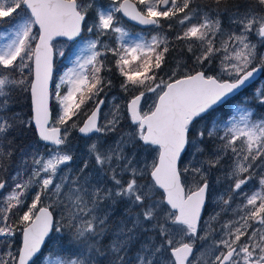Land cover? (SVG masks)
Wrapping results in <instances>:
<instances>
[{"label": "snow or ice", "instance_id": "snow-or-ice-1", "mask_svg": "<svg viewBox=\"0 0 264 264\" xmlns=\"http://www.w3.org/2000/svg\"><path fill=\"white\" fill-rule=\"evenodd\" d=\"M243 3L241 11L236 0H111L107 6L97 0H0V18L17 13L10 24L11 34L0 32L8 36L0 44V161L14 155L8 133L30 123L20 120L18 114H9L17 89L30 88L38 136L56 146L46 147L44 152L36 146L19 149V162L11 176L14 186L0 198V237L5 241L16 231L9 223L13 209L25 207L30 192L35 195L16 221L23 226L21 246L13 252L7 241L8 250L0 252V264H37L42 259V245L53 229V212L49 210L53 206L61 208V220L67 222L70 232L67 242L79 251L75 257L50 252L43 257L47 264H95L94 255L106 256L108 264H264V117L253 119L254 113L244 104L237 106L238 119L236 114L228 121L213 115L221 109L227 114L256 74L264 73V54L258 52L252 39L258 37L259 45L264 46V0ZM118 13L141 25L155 26H160L162 18L179 16L177 22L184 27L175 39L187 43L192 67L178 63L167 79L159 76L169 51L167 37L157 34L150 40H126L129 33ZM90 14L92 22L88 24ZM225 14L229 18L227 31L221 19ZM36 26L38 33L34 35ZM85 26L89 33L95 32L96 39L87 44L91 54L82 63L77 58L75 66L55 84L59 105L55 125L68 124L83 105L103 91L105 81L100 73L105 65L101 56L106 52L114 54L124 77L120 88L125 92L141 90L125 105L134 131L112 144L99 139L92 142L88 152L94 165L85 160L70 176L61 174L60 168L73 159L61 147L66 146L69 133L65 130L62 135L61 127L50 126L52 41L54 37L80 36ZM109 33L115 34L118 46L101 40ZM217 37H221L219 47ZM98 45L102 51L97 50ZM221 53L219 71L209 74L215 70L208 66ZM30 61H34L35 79L29 85L24 70ZM182 67L183 74L178 76ZM107 83L111 85L110 80ZM63 87L67 91L61 94ZM147 93L154 94L155 100L142 110L141 101ZM253 98L264 105V88H256ZM103 103L97 101L78 128L80 133L117 130L121 106L115 104L112 118L101 126L98 119ZM71 127L77 124L73 122ZM208 140L214 146L207 157L199 159ZM127 148L133 149L130 155ZM149 150L155 152L150 163L141 156ZM184 156L190 159L181 169ZM90 167L92 171H88ZM221 167L225 171L217 182L223 179L227 187L217 197L220 211L209 221L219 223V217L229 212L233 218L213 228L209 221L201 224L202 211L210 190L208 175ZM257 168L262 173L259 189L244 193L242 186L257 174ZM188 173L195 183L186 188L183 175ZM109 182L112 187H108ZM7 187L0 178V189ZM237 195L243 200L233 208ZM45 196L52 203L38 208ZM118 201L126 208L120 219L113 220ZM106 236L111 237L110 242L101 244L100 238ZM198 241L201 247L197 251ZM64 243L63 238L53 241L57 248ZM85 252L90 255L85 256Z\"/></svg>", "mask_w": 264, "mask_h": 264}, {"label": "rangeland", "instance_id": "rangeland-1", "mask_svg": "<svg viewBox=\"0 0 264 264\" xmlns=\"http://www.w3.org/2000/svg\"><path fill=\"white\" fill-rule=\"evenodd\" d=\"M242 2V6H241V11H243L244 8V3L243 0H237ZM98 4H102L104 6H107L111 3V0H97ZM193 7H195V5H193ZM17 12H21V10H17ZM16 12L12 13L9 17H3L1 24H0V32H7L9 35L12 32V29L10 27L12 18L14 16H16ZM119 17L125 22L127 28L125 27V25H123L126 30L129 33V36L126 37V40H131V39H144V40H150L151 37L153 35H161V36H165L169 41L174 40L173 44L171 45V50L173 51L171 57H172V61L169 60V66H168V73L163 77L164 79H167L169 75H171V71L173 69L177 68V64L181 63L182 65H184L185 67L191 68L193 65V56L191 53H189L187 51V43L186 42H182V41H177L175 39V37L180 34L182 27L178 24L177 20L179 19V17L177 18H173V19H163L162 18V26H167V30H158V29H151V30H140L132 25H130L128 22H126V20L122 17V15L120 14ZM127 18V17H126ZM128 19V18H127ZM222 19V23H223V27L225 29V31L228 30L229 28V18L228 15L225 14L221 17ZM131 21V20H130ZM92 20H91V14L89 16V19L87 21L88 24H91ZM135 22V21H133ZM193 22H196L195 19L193 20ZM171 24L172 28H169L168 25ZM133 29H138L133 31ZM86 30V35L79 38L76 42L74 43H68L66 41L62 42H54L53 43V49L55 52V57H54V65H58L59 66V71L57 72V74H54V80L52 81V85L50 88V93H52L51 95V102H50V110L52 111V117L53 120L51 122V126H59V125H55L54 121L56 116L58 115L59 112V105L58 102L55 99V84L60 82V77L64 75V73L69 69L75 66V64L77 63V58L79 59V62H83V60L88 57L91 53L90 50L87 47V44L90 40H92V36H96L95 32L93 33H89L87 31V27H85ZM132 31L134 33H132ZM143 31V32H142ZM38 31L37 29L34 27L33 29V34H37ZM146 35H148L146 37ZM8 39V36H4V35H0V44H3L4 42H6V40ZM217 43L216 46L219 47L220 46V39L221 37H217ZM253 42L258 44V52L261 54H264V46H260L258 41L259 38L253 36L252 37ZM101 40L106 42L109 46L112 47H116L118 46V42L116 41V37L115 34L109 33L108 36L105 37H101ZM35 42H33L34 45ZM34 47V46H33ZM197 47V45L194 44V48ZM101 48V46H100ZM177 48H181V52L178 53L177 52ZM102 51V48H101ZM112 54V52H106L103 54V60H105V58ZM198 54V52H197ZM223 54H218V57L214 60L213 64L208 66L211 69H214L215 71H210L209 74H215L216 71H219V63H220V59L219 57L222 56ZM31 62V61H30ZM29 62V63H30ZM28 69V68H27ZM25 69V70H27ZM183 67L179 70L178 74H183ZM258 74V73H257ZM256 74V75H257ZM259 79L253 83L248 89H246L245 91H243L240 96L238 97V99L233 103V107L232 109H228L227 110V114H225V111L223 109L219 110L217 113H213L214 116H219V118L222 121H228L229 117H231L232 115L236 114L237 119L239 118V110H238V105L244 104L247 106L248 109H250L253 113V119H257L260 117H264V105L260 104V101L257 99H254V93H255V89L256 88H264V73H259ZM31 79H32V75H31ZM119 79H122V81L120 82V85L124 82V77L120 75L119 71H116L114 74H112L111 76H109L107 79H104L105 81V85H106V92H103V107L101 108V113H100V117H99V124L101 126H103L104 124L107 123L108 120H110L112 118V111H113V106L115 104H119L120 107V113H121V119H120V123L117 126V130L115 132H111V133H95L93 135H91L90 137H82L79 134H77L76 130L81 126H77L76 128H72V121H69L68 124L64 125V126H59L62 128V135L64 133L65 130L69 129L68 131V138H67V142H66V146H61L62 148H65V150L69 151L70 154L73 156L72 161L67 163V166L65 165H61L60 168L63 170V173H67L68 175L72 176L76 173V171L81 168L83 166V163L85 160H89V152H88V146L94 142L97 141L98 139L103 142L104 144H112L114 143L116 140H118L120 138L121 135H124L126 133L132 132L135 129V126L131 123L129 117H128V113L126 111V103L132 98V96L134 95V93L132 91H128L125 92L120 88H119L116 92H118L117 94L115 92L113 93H109L110 87L113 86V83L118 81ZM111 81V85H109L107 83V81ZM31 81V80H30ZM141 90V89H139ZM67 89L66 87H63L61 89V94H63L64 92H66ZM113 97H115V100L113 99ZM94 98V97H93ZM155 100V95L152 93H147L145 98L142 100L141 103V107L142 110H147L149 105L152 104V102ZM93 101V99H92ZM97 103V102H96ZM95 103V104H96ZM233 109H236V112H233ZM206 120L210 121L211 117H206ZM222 134V133H221ZM40 144V143H39ZM30 146H36L40 149L41 152H44L45 148L47 147L48 149H53L55 147H48L46 145H35L33 142L29 143L28 145H26V147H22V148H28ZM213 142L208 140L206 141L204 147H205V153L203 156H200L199 159H204L205 157H207V155L209 154V152L211 151V149L213 148ZM126 151L129 153V155L132 153L133 149L132 148H127ZM142 157H146L148 162L150 163L151 160L154 158L155 156V152L152 150H149L147 152H142L141 153ZM18 160L17 162L14 164L12 170L10 171V173L5 177V181L8 183V187L6 189H0V198L7 196L8 193L11 191V188L14 186L12 181H11V176L15 174L16 171V166L19 162V158H20V153L17 156ZM188 159H190V156H184L182 159V163L180 165L181 169H183L184 165L187 164ZM90 165H94V159L93 160H89ZM229 163V161L226 159L224 161V164L227 165ZM69 169H71L72 171L69 172ZM88 171H92V167H90L88 169ZM225 168L221 167V168H213L211 170V172L208 175V179H209V183H210V190H209V194L207 197L208 203L205 206V209L209 211L208 216L201 222L202 225H204L205 221H209V218L213 215H215L216 212L220 211V207H218V201H217V197L225 190V188L227 187V182L223 181V179H221L220 182H217V177H223ZM256 175L252 176V179H250L248 181V183L243 187V192L247 193V194H251V192L256 191L259 189V175L262 174L261 173V169L257 168L256 170ZM102 179H106V177H101ZM128 177L125 176V179H127ZM183 180L185 183L186 188L191 187L194 185L195 181L194 178L192 177V175L190 173L188 174H184L183 175ZM108 187H112L111 183H108ZM38 190V189H37ZM35 195V192L32 191L30 192V194L25 198V207L23 208H17V209H13L12 213L10 214L9 217V223H11L13 225V227L16 229V231L14 232L13 236L7 237V240L5 241L4 237H0V241H5V243H0V252H2L1 248L2 246L6 247V243L7 241H10L12 244V248L16 250L17 248H19L20 243L22 242V225H18L16 223V221L19 219V216L23 214V211L27 210V206H30L31 202H32V197ZM243 200V196L242 195H237L235 197V201L232 204V207L235 208L237 206V204H239L241 201ZM52 201L49 200L46 196L42 198L40 204L38 205L39 207L42 206H47L49 204H51ZM126 208V204L123 201H118L114 207L113 210V216L112 219L113 220H118L120 219L123 214H124V210ZM204 209V211H205ZM38 210V209H37ZM50 211L53 212V229L51 230V232L49 233V236L46 239V242L44 244L43 247V251H42V259L40 261H37V264H47V261L43 260V257H47L49 255V253H54V255H59L61 257H75L77 252L79 251L78 246L75 245H71L69 244L67 241L70 238V232L67 229L66 226V221H62L61 220V216H62V210L59 207H55L53 206L52 208L49 209ZM232 214L231 212H229L227 215H221L219 217V223H217L216 221H209L211 224L212 222H216V225L214 228H219L220 223H223L226 219H231ZM213 227V226H212ZM57 228H60V231H56ZM63 238V240L65 241L64 245L62 248H57L54 246L53 241L56 239H60ZM111 240L110 236H106V237H101L100 238V243L101 244H108ZM13 244H16L13 246ZM201 247V242H197L196 245V249L197 251L200 249ZM134 251V249H133ZM85 256L90 255L89 253L85 252L84 253ZM195 255V253H194ZM94 260H95V264H108V260L106 256H101V255H94Z\"/></svg>", "mask_w": 264, "mask_h": 264}, {"label": "trees", "instance_id": "trees-1", "mask_svg": "<svg viewBox=\"0 0 264 264\" xmlns=\"http://www.w3.org/2000/svg\"><path fill=\"white\" fill-rule=\"evenodd\" d=\"M202 2H203V0H202ZM236 3L240 4L241 6L243 5L242 2L237 1V0H236ZM1 21H2V18H0V24H1ZM162 21L163 20L161 19L160 26H158L156 29L161 30V31L167 30V26H162ZM133 30H135V29H133ZM173 42H174V40L168 42L169 51L166 53L165 62L158 72L159 76L164 77L168 73L169 60L172 61L171 55H172L173 51L171 50V45L173 44ZM97 50H101L99 45L97 46ZM181 50H182L181 48H177L178 53H180ZM101 59L103 60V55L101 56ZM103 61H104L105 66L101 70L100 75L104 79H107L109 76L114 74L116 71H119L117 66H116V63H115L116 57L114 56L113 53L108 55L105 58V60H103ZM29 65H30V67L27 70H24V76L27 77L28 84L30 85L31 62L29 63ZM54 67H55V74H57V72L59 71V69H58L59 66L54 65ZM179 75H181V74H178V76ZM121 81H122V79H119L118 81L114 82L113 86L110 87L111 91L109 93H113V92L117 91ZM106 90H107V88H106V85L104 84L103 91H101L98 96H95L93 98V101L90 100L85 105L82 106L81 111L76 116H74L72 118V120H71L72 123L75 122L77 124V126L81 125L83 119L90 112V110L95 106V103L97 101H99L101 98H104L103 92H106ZM245 90H243V91H245ZM130 91H132L134 93V95H136V94H139L140 90L139 89H133ZM13 113L18 114L20 120H23L25 122H30V123H28L27 126L18 125L17 127L12 129L8 133L9 140H12V142H13L12 147L14 150V155L10 159L0 161V163H2V165H3V167L0 168V178H3V179H5V177L10 173L14 164L17 162V160H18L17 156L19 155V149L20 148L26 147V145H28L29 143H32V142L35 145H38V146L41 145L37 141L36 134L34 131V127L32 126V110H31V101H30V96H29V90L28 91H22L20 89H17L13 93V98L10 102L9 114L11 115ZM67 131H69V129H67ZM14 245H16V244H13V246ZM1 249H2L1 251H7L8 250L3 246ZM11 250L13 252H15L14 249H11ZM42 251L43 250H41V253H42Z\"/></svg>", "mask_w": 264, "mask_h": 264}, {"label": "water", "instance_id": "water-1", "mask_svg": "<svg viewBox=\"0 0 264 264\" xmlns=\"http://www.w3.org/2000/svg\"><path fill=\"white\" fill-rule=\"evenodd\" d=\"M127 18H128V17H127ZM128 20H130V19L128 18ZM131 21H132V20H131ZM134 23H137V25L140 26V27H142V28H148V27L153 26V25H141V24H139V23L136 22V21H135ZM36 28L38 29V26H36ZM77 37H79V36H77ZM77 37H74V38H72V39H69V38H67V37H54V38H53V41H55V40H59V39L68 40V41H74ZM53 41H52V42H53ZM52 67H53V49H52ZM34 68H35L34 61H32V80L35 79ZM258 77H259V73L253 78V80L250 82V84H252L253 82H255V81L258 79ZM52 80H53V72H52ZM52 80L49 82V91H50V88H51ZM29 94H30L31 110H32V126L34 127V131H35L36 137H37V139H38V142H39L40 144L46 145V146H48V147H56V146L52 145L50 142H45V141L40 140V138H39V136H38V130H37V128L35 127V122H34V119H33V117H34V111H33V106H32V99H31V91H30V89H29ZM141 103H142V101H141ZM102 105H103V104H102ZM102 105H100V111H101ZM49 107H50V99H49ZM95 107H96V106H95ZM95 107H94V109H95ZM94 109H93V110H94ZM93 110H92V111H93ZM92 111H91V112H92ZM91 112H90V114H91ZM90 114H89V115H90ZM87 117H88V116H87ZM99 117H100V114H99ZM86 119H87V118H86ZM86 119H85V120H86ZM85 120H84V121H85ZM98 123H99V119H98ZM81 126H83V123H82ZM77 134H79V135L82 136V137H89V136L93 135L94 133H89L88 135H85V134L80 133V132L77 130ZM160 191L162 192V190H160ZM202 214H203V211H202ZM53 219H54V218H53ZM50 232H51V231H50ZM50 232H49V233H50ZM46 239H47V237L45 238V242H46ZM21 244H22V242H21ZM21 244H20V246H21ZM44 244H45V243H44ZM43 247H44V245H42L41 250L43 249Z\"/></svg>", "mask_w": 264, "mask_h": 264}, {"label": "flooded vegetation", "instance_id": "flooded-vegetation-1", "mask_svg": "<svg viewBox=\"0 0 264 264\" xmlns=\"http://www.w3.org/2000/svg\"><path fill=\"white\" fill-rule=\"evenodd\" d=\"M121 24L124 25V23H121ZM208 213H209V211L205 209V211L203 212V215H202L203 220L208 216ZM215 225H216V222H212L213 228L215 227Z\"/></svg>", "mask_w": 264, "mask_h": 264}, {"label": "bare ground", "instance_id": "bare-ground-1", "mask_svg": "<svg viewBox=\"0 0 264 264\" xmlns=\"http://www.w3.org/2000/svg\"><path fill=\"white\" fill-rule=\"evenodd\" d=\"M135 30H138V29H135ZM135 30H133V31H135ZM52 72L55 74V67L54 66L52 67Z\"/></svg>", "mask_w": 264, "mask_h": 264}]
</instances>
